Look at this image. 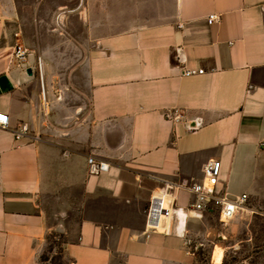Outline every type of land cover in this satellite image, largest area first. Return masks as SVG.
I'll return each instance as SVG.
<instances>
[{
  "label": "crops",
  "instance_id": "1",
  "mask_svg": "<svg viewBox=\"0 0 264 264\" xmlns=\"http://www.w3.org/2000/svg\"><path fill=\"white\" fill-rule=\"evenodd\" d=\"M72 1L80 87H58L43 54L42 93L19 2L0 0V264H43L48 235L69 264H193L206 211L180 181L217 159L219 194L264 192V0ZM161 193L172 214L148 231Z\"/></svg>",
  "mask_w": 264,
  "mask_h": 264
},
{
  "label": "rangeland",
  "instance_id": "2",
  "mask_svg": "<svg viewBox=\"0 0 264 264\" xmlns=\"http://www.w3.org/2000/svg\"><path fill=\"white\" fill-rule=\"evenodd\" d=\"M24 14L25 47L30 54L55 57L51 65L57 72L58 87H80V74L73 77L71 68L76 63L71 57L84 55L87 48L80 46V17L70 11L72 0H18ZM72 30V31H71ZM70 35L73 41H66ZM76 40V41H75ZM253 201V202H252ZM255 212L241 211L228 220H220L215 211H206L198 232L191 238L193 264H264V192L247 202ZM60 236L48 235L42 253L43 264H69L61 254Z\"/></svg>",
  "mask_w": 264,
  "mask_h": 264
},
{
  "label": "built area",
  "instance_id": "3",
  "mask_svg": "<svg viewBox=\"0 0 264 264\" xmlns=\"http://www.w3.org/2000/svg\"><path fill=\"white\" fill-rule=\"evenodd\" d=\"M217 18L215 13L207 16V22L211 23ZM26 48L21 44H16L14 48V58L18 62H23L27 56ZM36 71L41 80V91L43 93V65L40 57L36 58ZM203 69H188L185 70V75L201 74ZM9 125L8 115L0 112V127L6 128ZM28 130L25 123H22L18 128L13 130L16 138L24 135ZM260 147L264 150V139L260 141ZM87 162L90 170L95 173L108 170V163L103 160H95L93 157H88ZM220 176V160L209 159L202 167V178L200 180L182 179L178 186L187 188L193 199L190 203V208L196 211H215L220 220H228L241 211L255 212L253 208L247 206L248 194L241 193L235 197H228L219 194L216 191V186ZM172 211L167 204L164 194H155L149 200L146 209V228L148 231L156 230L161 221L170 217Z\"/></svg>",
  "mask_w": 264,
  "mask_h": 264
},
{
  "label": "trees",
  "instance_id": "4",
  "mask_svg": "<svg viewBox=\"0 0 264 264\" xmlns=\"http://www.w3.org/2000/svg\"><path fill=\"white\" fill-rule=\"evenodd\" d=\"M40 258H41L42 261H45V258L43 257V255H41Z\"/></svg>",
  "mask_w": 264,
  "mask_h": 264
},
{
  "label": "water",
  "instance_id": "5",
  "mask_svg": "<svg viewBox=\"0 0 264 264\" xmlns=\"http://www.w3.org/2000/svg\"><path fill=\"white\" fill-rule=\"evenodd\" d=\"M27 72L30 73L31 72L30 69H27Z\"/></svg>",
  "mask_w": 264,
  "mask_h": 264
}]
</instances>
